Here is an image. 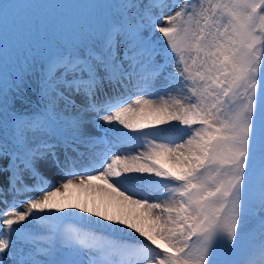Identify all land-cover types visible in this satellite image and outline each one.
<instances>
[{
  "label": "rangeland",
  "instance_id": "rangeland-1",
  "mask_svg": "<svg viewBox=\"0 0 264 264\" xmlns=\"http://www.w3.org/2000/svg\"><path fill=\"white\" fill-rule=\"evenodd\" d=\"M262 5L264 0H180L167 13L163 4L151 0H0V153L6 146L27 149L36 170L61 180L48 168L51 162L41 145L46 129L63 130L67 137L80 134L66 106L75 100L70 95L81 74L89 77L91 71L70 54L88 55L86 47L102 54L105 37L115 28H122L128 44L139 48L145 38L133 22L158 48L175 52L163 62H170L175 72L168 69L155 95L165 106L179 105L163 111L157 123L147 120L136 125L143 127L131 124L111 133L120 152L107 171L125 176L130 184L118 190L149 207L142 222L134 216L113 222L110 212L92 218L81 205L86 192L78 200L82 214L72 216L64 217L56 206L42 211L38 204L25 208L21 218L15 210L0 209V230L7 241V257L0 259L49 264L56 237L65 241L58 245L59 259L85 250L94 255L89 264L107 254L116 257L113 264H122L121 256L128 254L135 256L128 264H256L264 258ZM158 12L173 23L156 21ZM154 21L157 32L151 37ZM150 58L162 64V58ZM96 61L97 72H103ZM111 69H116L113 62ZM242 109L252 119L237 113ZM86 112L88 108L78 115ZM153 183L159 185L152 188ZM128 187L135 196L126 192ZM35 219L45 226L36 229ZM152 221L154 228L148 229ZM105 226L124 232L106 231ZM80 228L96 236L95 247H80ZM44 235L52 238L47 248ZM66 243L73 248H63Z\"/></svg>",
  "mask_w": 264,
  "mask_h": 264
},
{
  "label": "bare ground",
  "instance_id": "bare-ground-1",
  "mask_svg": "<svg viewBox=\"0 0 264 264\" xmlns=\"http://www.w3.org/2000/svg\"><path fill=\"white\" fill-rule=\"evenodd\" d=\"M172 3L173 0H167L163 4L165 6L167 13H169L174 8ZM155 18L161 24L164 23L168 25L173 23L172 17L164 16L162 13L159 12L158 14H156ZM155 28L157 29L156 26ZM116 50L117 48H114L112 50L113 56L115 57H116L115 55ZM116 59L117 61L119 60V67L121 68L122 64H124L123 63L124 60L120 59L119 57H116ZM159 76L161 77V75ZM101 78L103 79V83L99 81L101 83L100 87H99V82L98 83H92L89 81L84 82L83 85L87 87L88 91L84 92L83 86L81 84H78L73 94L70 95L75 97V100L74 102H69L67 104L68 106H66V109H71V113L69 112V114L71 115L70 119L72 118L76 119V121H74L73 124H76V130L80 134L78 136L59 137L57 139L58 144H61L63 147L69 145L70 143L75 145H80L83 143V141H87L88 136H92L97 133L101 135L106 127L118 132L120 130L126 129V127H129L131 124H133L134 127H136L138 123H144L143 121H147V120L151 123H157V121L161 119L162 116L161 114L163 113V111L170 109L178 110L179 108V105H176V103L174 102H172L169 107L165 106L164 104L165 102L160 101L158 95L157 94L155 95V90L152 89L154 87L153 78H148L145 79V82L147 84V87L145 88V93L135 98L134 100L133 98H131V96L126 97L125 101L123 102L125 103L123 106L118 107L115 110L109 111L101 115V117L98 116L96 118H92L93 115L87 112L86 114L78 115L79 112H84V109L86 110L88 108V107L85 108L83 107V105L86 102H88L86 103L87 106L90 105V109L98 108L99 105L104 104L105 98H109V96L122 97V94L124 92L121 93L120 88L130 91L128 95L138 90L137 89L138 82L136 81V78L129 77L127 74H125V72L121 73L120 76H118L117 79L112 84H111V78H107L106 75L103 74ZM130 84H132L134 90H130L129 88H126V85H130ZM105 92L108 93L109 95H104L103 93ZM84 93L90 94V98H91L90 101L89 98H87V96L84 95ZM95 100L99 104H91ZM73 115H75V117H72ZM68 122L70 123V121ZM140 127L143 126H138L136 128H140ZM46 135H48V140H51L53 138L52 134H50L49 131L46 132ZM44 137L46 136L44 135ZM52 146L53 145H49L48 143L41 145L44 152L49 150ZM176 157L180 158V156L178 155ZM29 159L30 158L28 157H22L17 160L21 161L20 165H23L24 169H26L30 173H36L37 171L35 170V168L28 164ZM17 160L15 161L16 164H18ZM113 162L114 164L115 162L117 164V161L114 160ZM5 164H6V159L0 157V178L4 177L6 179H10V176L7 175L8 165ZM48 168L51 169V173H52L53 172L52 168L51 167ZM120 168H122V166H120ZM124 168L128 169V167H126L125 165ZM109 171L106 170L104 171V173L95 175L93 177H89L88 179L69 180V182L67 181L68 183L65 182L66 183L65 186L64 183H61L59 187L55 189L57 190V192L53 193L54 196L52 198H48L49 195H45L43 197H40L37 201L34 202L29 201L28 204L27 202H25V204H27V208H30L31 205L34 206V204H38L40 209L45 212H48L51 208H53V206H56L59 212L63 213L64 217L72 216L73 212L77 214H82V209L79 207L80 203L78 200L81 199L79 197L81 195L80 193L86 192L87 197L85 198V201L81 205L82 208L86 207L88 209L92 218L96 219L98 218V216H103L102 214L110 212V214L112 215L111 220L113 222H117V220L115 221L113 220L116 219V217L121 219L124 217L128 219L127 216L137 217L138 220L142 222L144 220V216L149 213V207L143 202L138 201L133 197L129 196L128 194L122 193L120 190H118L117 186L119 187V185H121V183H117L120 182L119 179H124V180L127 179L124 178L125 176L112 175ZM71 182H73L72 185L74 186H70L71 184L69 183ZM127 192H129L130 194L133 193V191L130 188H128ZM74 193L77 194L79 193L77 199L73 197ZM67 194L70 195L66 196ZM30 211L31 210H29V212ZM25 212L26 210L22 214L16 216L21 218L25 215ZM154 221H152L150 225L147 226L148 229L154 228V224L155 222H157V220L155 222ZM33 224L36 226V229L45 226V224H43V222H41L39 219H35ZM96 225L104 226L102 224H96ZM157 225L160 226V224ZM107 229L117 233L124 232V231H117L114 229L111 230L109 227H106L105 230L107 231ZM85 233H86L85 231L80 232L81 236ZM86 234H89L91 236L86 238L89 241V246L96 242L95 235H93L92 233H86ZM51 240L52 238H50L48 235H44L43 243L46 245V248L47 245H49V243L50 245H52ZM5 242H6L5 237H0V246L2 245V247H4ZM5 253L6 252L4 251V254ZM35 253L37 252L34 251V254ZM25 254L31 257V255L27 251L25 252ZM130 257L135 258L134 255L128 254L126 256L125 255L121 256L120 260L124 264H128L131 260ZM36 260L38 262H41L39 256L36 257ZM1 263L7 264L0 259V264ZM258 263L264 264V258L258 260Z\"/></svg>",
  "mask_w": 264,
  "mask_h": 264
}]
</instances>
